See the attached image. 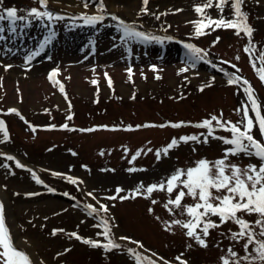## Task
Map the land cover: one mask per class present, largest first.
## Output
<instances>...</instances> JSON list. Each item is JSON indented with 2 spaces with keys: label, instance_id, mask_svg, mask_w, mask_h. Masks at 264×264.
<instances>
[{
  "label": "rangeland",
  "instance_id": "1",
  "mask_svg": "<svg viewBox=\"0 0 264 264\" xmlns=\"http://www.w3.org/2000/svg\"><path fill=\"white\" fill-rule=\"evenodd\" d=\"M205 2L149 0L145 14L141 13L142 0H105L106 19L93 27L84 25L78 17L83 13L97 14L98 0H89L87 8L84 0H77L75 7L55 6L48 0V9L63 16V20H33L30 27H23L26 22L18 21L16 33L9 30L8 21L2 22L6 39L0 40V120L5 122L9 138L5 141L0 134V202L4 204L14 243L30 255L33 264H137L128 248L136 249L156 264H181L177 257L188 264H223L222 257L231 259L229 248L238 257L246 255V240L231 238L232 232L239 231L234 222L210 229L209 235L203 237L207 247H203L186 235L187 229L172 223L191 219L186 209L169 205V211L164 206L175 199L179 189L172 193L146 192L148 186L166 182L177 169L194 167L201 159L222 158L230 147L212 137L204 143L200 136L199 142H180L167 154L156 156V151L173 138L206 135L207 129L195 125L213 115L219 117L223 113V119L232 122L242 118V110H236L249 103L242 90L245 86L242 82L229 84L228 76L219 68L251 83L264 114V82L244 51L248 37L244 33L238 36L235 29L213 27L204 29L202 35L195 34L196 25L192 22L204 19L195 6ZM215 2L205 9V15L219 19L221 13ZM13 6L18 10H44L37 0H3V8ZM242 10L254 29L255 58L264 51V0H244ZM109 14L135 22L139 31L171 39L163 43L125 42L116 27L118 20ZM222 15L225 19L233 17L231 0ZM53 30V41L29 62L27 56L37 51ZM188 43L206 53L205 59L194 67L185 47ZM232 64L237 68H232ZM185 67L188 71L181 72ZM56 69V79L64 85L66 95L59 90V84L49 80V74ZM12 108L18 113L9 112ZM249 114L254 117L251 108ZM68 116L72 118L69 120ZM180 121L190 123L182 127H136ZM65 123L68 128L61 127ZM89 128L94 130L80 131ZM214 135L231 137L223 129H216ZM254 135L260 138L258 130L254 129ZM8 155L25 167L7 160ZM229 160L241 168L260 163L259 158L244 154L230 156ZM32 173L44 183H37ZM69 177L77 182L72 183ZM141 184L144 187L140 194H134ZM117 188L124 191L117 194ZM89 192L93 196H88ZM114 195L116 199H108ZM120 196L130 198L121 200ZM194 202L186 195L182 205ZM87 204L108 206V212L101 215L110 218L119 249L106 252L70 235L76 232L82 238L106 242L97 235L102 229L94 227L100 223V216L88 215ZM238 215L252 222L258 218L255 214ZM211 220L220 223L216 216ZM253 227L259 232L254 223ZM54 229L63 231L53 235ZM16 237L33 251L19 244ZM132 241H139L143 247ZM248 251L252 252L253 246ZM241 264L249 262L242 260Z\"/></svg>",
  "mask_w": 264,
  "mask_h": 264
},
{
  "label": "snow or ice",
  "instance_id": "2",
  "mask_svg": "<svg viewBox=\"0 0 264 264\" xmlns=\"http://www.w3.org/2000/svg\"><path fill=\"white\" fill-rule=\"evenodd\" d=\"M37 2L42 6L44 10L40 8H31L29 10H18L16 7H7L3 8V0H0V40H5L6 37L2 35L5 31L2 22H9V30L12 33L17 31V22L23 21L26 22L23 24V27H30L33 20H38L41 22L47 21H59L63 20L64 17L55 14L53 11L48 9V0H37ZM144 7L141 8V13H147V5L149 0H142ZM229 3V0H216L215 7L221 13L219 19H212L210 16L205 15V9L213 6V0H206L203 5L195 6V11L200 13L204 19L194 21L196 25V35L204 34V29L213 27L215 28H230L235 29L236 34L239 36L241 33H244L248 39L249 44L244 48L245 53L250 57V63L252 67L256 70L260 80L264 82V51H260L259 55H255L253 58L256 49L252 43V34L254 29L248 24V15L242 10V5L244 0H231V7L233 9V17L231 19H225L223 17V9L226 4ZM89 6V0H84V7ZM97 14L89 15L87 13L81 14L78 18L83 21V24L86 26H96L98 23L103 22L106 19V4L105 0H98L96 3ZM25 11L26 14L20 15L18 12ZM111 15L113 20H118L116 27L122 31L123 37L122 40L126 41H137L141 43H151L153 41L157 43H163L165 39L170 40L171 37H161L154 35L151 32L139 31L135 22H125L123 19H120L114 14ZM31 18V19H30ZM157 19L159 17L157 16ZM47 26V25H45ZM56 36V32L50 31L46 35L43 41L39 44V49L37 51L31 52L27 56V60L30 62L33 58L39 56L41 52L44 51L47 45H49ZM214 41V43L218 42ZM188 50V55L192 61V66L194 67L198 61L204 60L206 53L203 49L198 48L194 44L188 43L185 45ZM50 58V57H49ZM237 60L240 59L239 56L236 57ZM257 61H259V68H257ZM223 63H229L224 61ZM7 67H11L8 65ZM232 68L236 69L235 64L231 65ZM155 70V66H153ZM130 74L132 69L127 70ZM181 72L188 71V68H182ZM219 71L228 76L229 84H242L243 93L247 97L249 103L242 104L241 109L236 111L239 113L243 112L242 118L237 122H232L230 120L223 119V113L220 116H211L208 119H204L202 122L197 123L195 127L207 129V134L201 133L200 135H190L182 136L177 140L173 138L172 141L163 149L156 151L157 158H160L161 152L167 154L168 151L174 147H177L180 142L187 143L188 141H200V136H203V142L207 143L209 137L214 139L222 140L224 144L229 145L230 147L225 149V154L222 158L215 161H209L207 159H201L196 162L194 167H189L185 169H177L167 181H161L159 184H152L146 188L147 194H151L154 190H166L168 193L174 192L176 189H179L175 199H170L168 203L164 206L168 208L169 211L172 209L169 208V205H174L176 208H185L186 212L191 219L183 222L181 220H174L172 223L176 225H181L183 228L187 229L186 235L190 238H193L203 247H207L206 241L203 237L209 235V230L218 228L221 224H225L229 221L234 222L239 226L238 232H232L231 238L233 240H246L243 245L246 255L243 257H238V254L234 252L231 248L228 249L230 258L222 257L223 264H241V261H248L249 264H264V114L261 111V104L256 96L255 89L247 79H243L241 76L236 75L235 73H228L226 70L221 67ZM58 69L53 70L49 74V80L54 84H59V90L61 93H65V88L62 83L57 79ZM107 75V74H106ZM157 79L160 77L157 76ZM214 79V78H213ZM109 86H111V79L109 78ZM96 83V81H93ZM203 90V87L200 89ZM66 95V93H65ZM69 107L71 104L69 103ZM249 108L254 113V117L249 114ZM9 112L18 113V110L15 108L9 109ZM71 116H68L67 119H71ZM215 121V127L213 122ZM186 123L180 121L177 123L161 124V125H137L136 127H148V126H171V127H182ZM50 127H55L51 125ZM61 127L68 128V124L65 123ZM107 127V126H103ZM129 125V129H131ZM216 129H223L231 134L230 138L223 136H215L214 133ZM254 129L258 130L259 139L254 135ZM33 127V131H35ZM94 129H80V131H93ZM0 134L3 135V139L8 140V129L3 120H0ZM151 151V149H149ZM140 152H137V156ZM244 154L248 157L259 158V165L249 164L245 168H241L237 164L232 163L229 160L230 156H239ZM136 157L134 156L133 159ZM7 160H15L16 166L23 168L25 167L19 160H16L15 157L8 155ZM7 166V165H5ZM129 171H136V169H129ZM33 178L37 183L43 184L41 180L35 173H32ZM54 175H62L60 173H54ZM72 183L77 181L69 177ZM143 184L137 187L134 190V194H140ZM53 191V189H49ZM124 189L117 188L116 193L119 194L123 192ZM35 195V194H32ZM68 195V193H64ZM88 196H93L92 192L87 193ZM190 196L195 201L192 205L184 206L182 205V200L185 196ZM95 199V197H93ZM117 196H110L108 199H116ZM121 200L130 198L129 196H120ZM134 198V196L132 197ZM153 203H156L153 200ZM85 208L88 211L90 216H100V223L94 225V227L101 228L102 231L98 232V236L105 238V241L85 239L80 237L76 232L71 233L70 235L76 239L82 240L83 243L90 245L94 248H103L106 252L112 251L113 249H119L121 245L116 242V237H114L110 225V218L104 217L101 213L108 212L107 205H100L99 208L95 207L92 204L85 205ZM151 211V209H150ZM241 214H255L258 218L252 222L244 219ZM212 216L219 218L220 223L217 224L215 221L211 220ZM253 223L259 227V232L253 227ZM199 229V231H197ZM57 231L53 230V235ZM120 240H129V237H119ZM133 243L140 244L139 241H132ZM253 246V251L249 252V246ZM142 248L143 245L140 244ZM65 251H70L66 249ZM127 251L135 258L137 264H156L150 257H145L143 254L136 251L134 248H128ZM181 261V264H188L187 261L181 260L180 257L176 258ZM0 264H33V260L30 255L23 249H20L16 246L13 240V235L10 231L8 224L6 223L5 210L3 202H0Z\"/></svg>",
  "mask_w": 264,
  "mask_h": 264
},
{
  "label": "bare ground",
  "instance_id": "3",
  "mask_svg": "<svg viewBox=\"0 0 264 264\" xmlns=\"http://www.w3.org/2000/svg\"><path fill=\"white\" fill-rule=\"evenodd\" d=\"M56 1H58V0H55V1L52 0V4L55 5V6H61V5L67 4L68 7H70V6L75 7L77 5V0H59L58 2H56ZM68 4H70V5H68ZM11 226L14 228V225L13 224H11ZM16 241L19 244L24 245L30 252L33 251L32 248H31V246H29L28 243H24L21 238H17L16 237Z\"/></svg>",
  "mask_w": 264,
  "mask_h": 264
},
{
  "label": "trees",
  "instance_id": "4",
  "mask_svg": "<svg viewBox=\"0 0 264 264\" xmlns=\"http://www.w3.org/2000/svg\"><path fill=\"white\" fill-rule=\"evenodd\" d=\"M226 19H228V17Z\"/></svg>",
  "mask_w": 264,
  "mask_h": 264
}]
</instances>
